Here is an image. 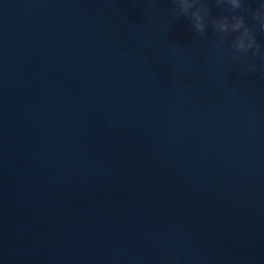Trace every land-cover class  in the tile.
Instances as JSON below:
<instances>
[{"label":"clouds","instance_id":"9594fccd","mask_svg":"<svg viewBox=\"0 0 264 264\" xmlns=\"http://www.w3.org/2000/svg\"><path fill=\"white\" fill-rule=\"evenodd\" d=\"M155 2L158 4L160 0H155ZM225 2L230 4L232 11L241 9L250 14L253 21L258 24L259 29L264 31V2L258 3L255 10L245 8L243 0H225ZM214 3L219 5L221 0H214ZM170 4L172 6L168 9V13L176 19L181 16L187 18L190 22V28L201 37L207 35L206 21L212 24L213 32L228 33L230 29L233 32L243 29V33L236 38L232 45L234 59L241 64V71L243 73L257 72V65L249 60L247 51L255 46L252 57H259L261 60H264V52L261 51L259 45H255L254 32L246 25L243 15L232 16L231 21L234 23L231 24L228 17H222L220 22L217 23L215 19H209L210 8L206 0H170ZM245 38H248L250 41L247 45H245ZM216 47L219 49L221 45L218 43ZM240 52H243L245 55L243 57L235 55V53ZM221 57L222 53L217 52V58ZM261 76L264 77V69L261 70Z\"/></svg>","mask_w":264,"mask_h":264}]
</instances>
